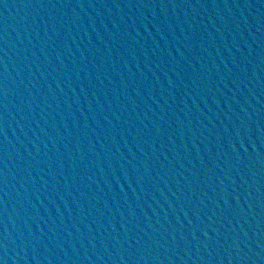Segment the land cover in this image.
Listing matches in <instances>:
<instances>
[{
	"label": "water",
	"instance_id": "water-1",
	"mask_svg": "<svg viewBox=\"0 0 264 264\" xmlns=\"http://www.w3.org/2000/svg\"><path fill=\"white\" fill-rule=\"evenodd\" d=\"M2 264H264V0H0Z\"/></svg>",
	"mask_w": 264,
	"mask_h": 264
},
{
	"label": "snow or ice",
	"instance_id": "snow-or-ice-1",
	"mask_svg": "<svg viewBox=\"0 0 264 264\" xmlns=\"http://www.w3.org/2000/svg\"><path fill=\"white\" fill-rule=\"evenodd\" d=\"M0 264H2V262H0Z\"/></svg>",
	"mask_w": 264,
	"mask_h": 264
}]
</instances>
